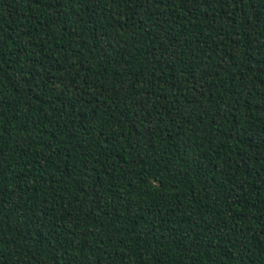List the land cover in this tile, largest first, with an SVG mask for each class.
Segmentation results:
<instances>
[{
    "label": "trees",
    "instance_id": "obj_1",
    "mask_svg": "<svg viewBox=\"0 0 264 264\" xmlns=\"http://www.w3.org/2000/svg\"><path fill=\"white\" fill-rule=\"evenodd\" d=\"M0 264H264V0H0Z\"/></svg>",
    "mask_w": 264,
    "mask_h": 264
}]
</instances>
